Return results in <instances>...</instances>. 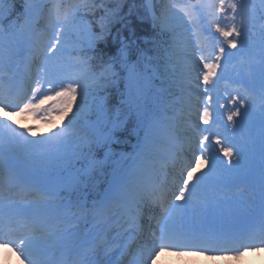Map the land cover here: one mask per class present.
Masks as SVG:
<instances>
[{"label": "snow or ice", "instance_id": "6c2138e0", "mask_svg": "<svg viewBox=\"0 0 264 264\" xmlns=\"http://www.w3.org/2000/svg\"><path fill=\"white\" fill-rule=\"evenodd\" d=\"M260 247L264 0H0V264Z\"/></svg>", "mask_w": 264, "mask_h": 264}, {"label": "trees", "instance_id": "16d2710c", "mask_svg": "<svg viewBox=\"0 0 264 264\" xmlns=\"http://www.w3.org/2000/svg\"><path fill=\"white\" fill-rule=\"evenodd\" d=\"M139 1V0H138ZM140 7V4L137 3V8ZM127 10V6L125 7V11ZM139 24L138 31L141 34V36H145L151 33V26H150V20L149 19H144L142 22L137 21Z\"/></svg>", "mask_w": 264, "mask_h": 264}, {"label": "rangeland", "instance_id": "374dc122", "mask_svg": "<svg viewBox=\"0 0 264 264\" xmlns=\"http://www.w3.org/2000/svg\"><path fill=\"white\" fill-rule=\"evenodd\" d=\"M195 18L198 20L197 17H195ZM14 119L17 120L18 122H20L24 127L27 126L26 123H23V118H22V116H20L19 114H15ZM58 120L60 121V119H58ZM201 126H204V125L201 124ZM48 129H49V128L46 127L45 131H43V132H47ZM249 260H251V261H255V262L258 263V264L260 263V259H258V258L255 257V256H250V257H249L247 260H245L244 262L246 263V262L249 261Z\"/></svg>", "mask_w": 264, "mask_h": 264}, {"label": "bare ground", "instance_id": "6f19581e", "mask_svg": "<svg viewBox=\"0 0 264 264\" xmlns=\"http://www.w3.org/2000/svg\"><path fill=\"white\" fill-rule=\"evenodd\" d=\"M32 118V116H27V118H25V120L26 121H29L30 119ZM37 118H39V117H37ZM38 122V126L40 127V128H42L43 127V125H45V123H46V119H38L37 120ZM6 258H7V256H6ZM11 264H17V261L13 258V257H11Z\"/></svg>", "mask_w": 264, "mask_h": 264}]
</instances>
